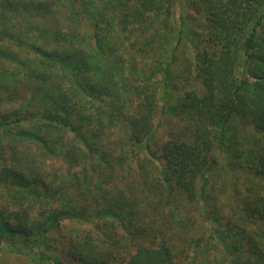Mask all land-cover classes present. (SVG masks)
Returning a JSON list of instances; mask_svg holds the SVG:
<instances>
[{"label":"trees","instance_id":"obj_1","mask_svg":"<svg viewBox=\"0 0 264 264\" xmlns=\"http://www.w3.org/2000/svg\"><path fill=\"white\" fill-rule=\"evenodd\" d=\"M178 1H2L0 105L20 87L28 98L22 115L0 109L1 252L35 264H177L185 241L202 264H264V0L192 1L205 47L181 69ZM7 7L32 36L47 27L51 43L10 34ZM160 102L174 118L163 140ZM233 170L246 176L239 192L218 179Z\"/></svg>","mask_w":264,"mask_h":264},{"label":"rangeland","instance_id":"obj_2","mask_svg":"<svg viewBox=\"0 0 264 264\" xmlns=\"http://www.w3.org/2000/svg\"><path fill=\"white\" fill-rule=\"evenodd\" d=\"M3 0H0V5L3 4L2 2ZM12 2H16V3H22L23 6H27L31 3H36L42 0H11ZM192 1L194 0H179L178 2H176V10H175V22L178 24L179 20H178V16L179 14H181L183 17H185V21H184V27L186 29H188V33H186V38H184L183 40H181L178 43V47L176 49V52L174 53L175 56L177 57V63L176 66L181 68L183 67L184 64V59L188 58V59H192L193 58V65H194V57L197 56V54L202 53V51L204 50V43L203 41V37L202 35L204 33H206V30L203 28L204 24H205V19L203 18V16H201L200 14L196 13L193 10H190V4L192 3ZM16 8H8L5 9V17H6V22L7 21H11L10 24H8V28H12V29H7L8 32L10 34H15L18 33L20 35H22V37H24L25 39L28 40H34L36 42V45L42 46V45H46V43H51V41L49 40V38L45 37L46 34H51V31L48 30V32H44V30H42V28L47 29V27H39V34L36 36H32L30 34V32L24 28L22 24V20L19 18V15L13 19V15L15 13ZM23 13H24V19L29 20L33 15H34V11H27L25 8H23ZM3 18L0 15V24L2 23ZM161 20L158 19V22L156 23V28L159 29V25H160ZM41 25H44L43 23H41ZM2 27L0 26V31H3L1 29ZM20 28V30H18ZM35 28H32L31 31H34ZM62 30L64 32H67L68 29L66 27H62ZM193 31L195 32V34H193ZM67 33H64V37L62 38L63 40L59 39L60 44H64L66 46H69V42H67ZM193 36V38H192ZM188 37V38H187ZM202 38V39H201ZM175 44H172V47H174ZM90 49V47H88ZM10 53L15 56L17 55L16 53V49L12 48V50L10 49ZM19 56V55H18ZM20 57V56H19ZM185 57V58H184ZM14 68V67H12ZM11 68V69H12ZM176 71V69H175ZM174 71V72H175ZM128 73L130 74L131 71H128ZM11 80V79H10ZM60 81H56L53 85L52 88H56L58 85V88L62 86L61 83V78L59 79ZM12 83H16V80H13ZM185 83L182 84V89H180V91L184 90ZM35 89V88H34ZM36 90V89H35ZM40 93H36L35 97L33 98L32 104L30 107V109L32 110H37L38 108H40L39 106L41 105V101L42 99H45L43 97H45V90L43 89H39ZM18 101L16 102H12L11 104L8 103H4L2 102L0 105V109L2 111L8 110V111H13L16 110L17 112L19 111V113H17L18 115H22L24 108L22 105H20V102H24L26 101V99L28 98V96L26 97V90L23 89L22 87L18 88ZM37 97V99H36ZM173 100H169V103H173ZM160 108V110H159ZM95 110H86L83 113H94ZM174 118H173V113L171 111H166L162 110L161 107V102L159 103L158 106V113L155 119V125L156 127H159L156 132L157 135L156 137H158V139L163 140L169 133H171L172 131V127L174 126ZM115 130V129H114ZM121 131V127H119V132ZM118 134L117 129L114 131V137H116ZM116 135V136H115ZM9 137V136H7ZM71 139V136H68ZM27 143H18L17 145L19 147L25 146ZM50 162H46V164L49 165ZM55 165L58 167L59 164L55 162ZM148 170V169H147ZM150 175H153L151 172V170H148ZM63 172H61V169L59 171V174H61ZM154 177H156L155 175H153ZM245 177L244 174H242V172H238V171H231V174H229V176L227 174H224L222 172V176L219 177L218 179H220V182L224 184L225 187H227L229 190L231 189L232 186H235L236 188L234 189L235 191L241 190L243 188L242 184L243 181H245ZM51 178H47L46 181L50 182ZM58 181V180H57ZM222 184V185H223ZM172 207H173V212L174 213H178L180 212V210L182 209L180 204L177 203H172ZM199 221L201 222L202 220L199 219ZM176 221L173 220V223H175ZM70 226V225H69ZM68 225H65L63 227L64 230H66L68 227ZM79 227V226H78ZM89 226H85L83 228L79 227V230L82 231L81 235L83 236L84 233L86 231H90L91 229L88 228ZM193 234H195V231L197 229V225H193L189 228ZM196 237V236H194ZM179 249L181 250V253H178L177 256V264H199L201 263L202 257H204V254H201V251L194 246V244H187L185 241L182 243V245L179 246ZM218 256V254H217ZM0 262L2 264H35L34 261L25 256V255H16V254H11L8 251L4 252L2 250V252L0 251ZM202 264V263H201Z\"/></svg>","mask_w":264,"mask_h":264}]
</instances>
